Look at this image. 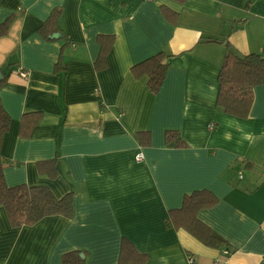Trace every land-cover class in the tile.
Masks as SVG:
<instances>
[{
  "label": "crops",
  "instance_id": "crops-1",
  "mask_svg": "<svg viewBox=\"0 0 264 264\" xmlns=\"http://www.w3.org/2000/svg\"><path fill=\"white\" fill-rule=\"evenodd\" d=\"M54 10L58 27L41 33ZM12 16L0 37L4 177L71 194L73 213L14 227L0 207V264H63L71 252L118 264L123 238L147 264H264V84L247 119L216 107L228 51L264 58V0H0V24ZM102 36L114 41L98 70ZM160 52L172 59L155 95L132 68ZM167 131L188 147L167 146ZM53 159L57 175H42ZM198 190L217 197L198 218L228 249L166 227Z\"/></svg>",
  "mask_w": 264,
  "mask_h": 264
},
{
  "label": "trees",
  "instance_id": "trees-1",
  "mask_svg": "<svg viewBox=\"0 0 264 264\" xmlns=\"http://www.w3.org/2000/svg\"><path fill=\"white\" fill-rule=\"evenodd\" d=\"M164 14L169 21H177V15L170 10L166 9ZM12 19L13 16L0 24V37L7 34ZM57 27L58 15L54 10L40 28V32L46 34V32H51ZM99 41L100 56L95 66L98 70H104L106 68V56L112 49L114 39L112 36H102ZM171 59L172 57L165 52H160L135 65L132 68V73L136 78L148 76L150 91L157 95L166 79ZM7 76L4 75L0 89ZM219 83L217 110L233 117L247 119L254 102V89L264 84V58L256 54L237 56L228 51L221 67ZM27 116L28 114L23 117V131ZM9 127L10 117L0 99V207H4L6 210L11 224L14 227H23L35 224L46 217L57 215L71 218L73 213V196L71 194L58 199L47 187H28L25 185L10 187L7 185L4 169L10 163L2 156L1 145ZM165 138L167 146L176 149L188 147L178 131H167ZM139 140L142 146H149L151 143L150 133H140ZM38 168L42 175L51 178L57 175L56 159L39 162ZM217 203V197L209 190H198L185 195L181 208L168 212L166 227L185 230L204 245L228 249V242L214 233L198 218L201 211L211 209ZM148 261L149 255L138 252L127 238L122 239L118 264H147ZM62 262L63 264H84L85 260L80 252H71L63 256Z\"/></svg>",
  "mask_w": 264,
  "mask_h": 264
},
{
  "label": "built area",
  "instance_id": "built-area-1",
  "mask_svg": "<svg viewBox=\"0 0 264 264\" xmlns=\"http://www.w3.org/2000/svg\"><path fill=\"white\" fill-rule=\"evenodd\" d=\"M143 160V156L142 155H139L138 157H137V161L138 162H140V161H142ZM228 253V252H227ZM192 263H193V260L191 259L190 260Z\"/></svg>",
  "mask_w": 264,
  "mask_h": 264
},
{
  "label": "water",
  "instance_id": "water-1",
  "mask_svg": "<svg viewBox=\"0 0 264 264\" xmlns=\"http://www.w3.org/2000/svg\"><path fill=\"white\" fill-rule=\"evenodd\" d=\"M4 79V76H3V73H2V71L0 70V83H1V81Z\"/></svg>",
  "mask_w": 264,
  "mask_h": 264
}]
</instances>
